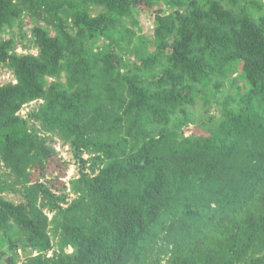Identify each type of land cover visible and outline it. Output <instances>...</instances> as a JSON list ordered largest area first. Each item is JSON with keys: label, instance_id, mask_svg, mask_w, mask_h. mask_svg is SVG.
<instances>
[{"label": "trees", "instance_id": "obj_1", "mask_svg": "<svg viewBox=\"0 0 264 264\" xmlns=\"http://www.w3.org/2000/svg\"><path fill=\"white\" fill-rule=\"evenodd\" d=\"M0 264H264V0H0Z\"/></svg>", "mask_w": 264, "mask_h": 264}, {"label": "rangeland", "instance_id": "obj_2", "mask_svg": "<svg viewBox=\"0 0 264 264\" xmlns=\"http://www.w3.org/2000/svg\"><path fill=\"white\" fill-rule=\"evenodd\" d=\"M102 12L101 8H94L93 14L98 15ZM136 21L138 22V27L135 28V31L139 34V36H142L145 38V41L150 42L148 45L150 51H154V34H155V28H156V21L153 17V14H145L141 12L136 13ZM35 23L31 18L25 17L23 22L17 23L14 28L7 29L4 34L5 40L15 39L16 42V51L18 54L27 55V54H33L37 55L39 53L37 44L35 42V36H34V28ZM129 27L132 28L131 24H129ZM1 83L3 85L8 83H16L15 77L13 73L9 69H3L1 71ZM39 103H33L31 105L26 106L20 113L22 117L28 118V115L38 106ZM208 107H205L203 101H199L198 106L193 108V113L195 116L196 124H191L189 126V130L187 131V136L192 135V133L195 130H203L201 129L199 125H204L205 128L210 127L209 125V115L215 116L219 115L218 108L214 107L213 110L208 113L206 110ZM35 132L39 133L42 137L48 139L49 146L55 148V150L58 153V156L60 159H62L64 162L68 163V172L66 178H63L62 181L66 182L67 187L69 190L67 191L70 194V182L74 178H76L79 174V165L74 161L72 158L69 146L65 145L63 140H61L60 137L55 133H46L43 129L40 123H33ZM200 128V129H199ZM204 128V129H205ZM201 132H204L201 131ZM85 158H88V155L85 156ZM5 197L9 200H12L14 202H20V198L17 195L14 194H5ZM74 198L73 195H70V199L72 200ZM52 217V214L50 215ZM70 252L73 250L70 249ZM23 259V258H22ZM166 262V259H165Z\"/></svg>", "mask_w": 264, "mask_h": 264}]
</instances>
